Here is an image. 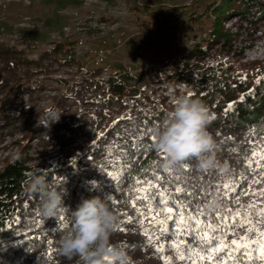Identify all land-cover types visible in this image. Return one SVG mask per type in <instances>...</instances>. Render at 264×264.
<instances>
[{
  "label": "rangeland",
  "instance_id": "rangeland-1",
  "mask_svg": "<svg viewBox=\"0 0 264 264\" xmlns=\"http://www.w3.org/2000/svg\"><path fill=\"white\" fill-rule=\"evenodd\" d=\"M219 2L0 0V47L20 52L12 74L5 71L4 58H0V168L16 158L24 159L28 166L47 170L53 177L65 174L66 178L59 184L51 178L48 181L60 188L66 185V192L75 191L74 201L79 202L84 195H100L101 186L104 192L113 193L117 182L107 174L116 175L121 170L119 166L127 162L129 167L124 169L119 181L123 186L131 175L137 153L145 149L148 153L156 152L148 128L165 118L177 96L191 93V98L200 100L205 93L202 87L200 94H196L195 84L187 72L191 65L206 57L189 58L193 46L208 49L209 56L201 63L232 65L237 71L254 72L264 78V15L255 6L243 15L242 5L236 1L233 13L220 19L221 35L211 46L208 44L214 20L211 11ZM122 72L132 76L136 94L143 95L152 106L118 102L106 105L103 87L97 90L93 85L90 88L83 85ZM154 103L161 107L158 116ZM47 108L62 113L50 128L37 123L38 114L42 115ZM213 124L211 120L207 130L215 141L216 165L201 172L194 161L189 168H193L195 179L213 186H223L226 181L238 185L237 192L223 198L232 215L237 212L244 215L243 206L264 207V195H253L264 192V175L260 174L264 173V167H255L264 155V132L256 129L226 132ZM126 129L133 130L131 136L126 134ZM133 143L142 147L137 151ZM157 159L149 169L150 174L144 171L135 176L134 184L127 188L130 197L110 210L116 217L121 215L122 223L134 234L131 235L135 238L133 247L143 248L132 252L138 255L135 264H165L166 260L171 264H188L177 259V252L170 246L166 245L162 252L156 251L158 244L168 237L157 240L153 236V242L149 243L148 236L142 233V229L151 232L149 225L162 219L163 214L157 216L153 211L141 225L131 207V194L138 179L153 171L166 177L164 159ZM218 160L221 165L217 164ZM249 164L254 167L250 169ZM63 168L70 170L61 171ZM174 169L179 171V166ZM209 171L216 174L209 175ZM243 178H247V183ZM164 186L162 179L154 190L161 191ZM117 195L115 191L116 200ZM72 199L63 201L68 209L74 202ZM104 201L107 204L105 198ZM40 204L39 194L28 195L18 204L17 213L12 216L15 224L11 235L4 239V245L0 244L1 249H5L2 246L15 248L32 237L45 238L51 244L61 222L59 216L55 219L41 216ZM136 204L137 208L147 211L145 202L136 201ZM209 210L220 211L219 203ZM232 215L228 216L229 223ZM128 216L133 217L132 222ZM250 223L264 232L261 217H253ZM121 228L125 230L120 226L119 231ZM246 235L259 239L256 232L248 233L247 226L231 230L223 239L230 243ZM48 247L41 251L44 264L52 263L49 255L52 250Z\"/></svg>",
  "mask_w": 264,
  "mask_h": 264
},
{
  "label": "trees",
  "instance_id": "trees-1",
  "mask_svg": "<svg viewBox=\"0 0 264 264\" xmlns=\"http://www.w3.org/2000/svg\"><path fill=\"white\" fill-rule=\"evenodd\" d=\"M236 1L242 5L241 14L244 15L250 7L255 6L259 7L260 14L264 15V0H220L218 5L212 6L211 15L214 20L210 27L208 44H213L218 37H220L219 21L224 16L233 13L234 3ZM56 49L55 47V50ZM192 49L189 58L209 56L206 47L195 45ZM14 52L15 55L13 54ZM19 55V51L5 50L3 47H0V58H4L2 59V63L5 64L4 68L6 72L12 74L16 71L15 61L19 58ZM204 58L200 59V63L191 65L189 67L190 69H187V72H190L189 77L195 84L194 90L197 95L200 94L199 90L205 87V93L200 97V100L211 107L209 110L214 113L216 117L215 120H212L214 123L213 125H218L219 130L226 132H238L240 130L249 129H256L258 132H264V78L257 77L254 72L237 71L232 65H223L221 63H213L212 61H209V63H201L204 61ZM131 81L132 76L122 72L104 79L103 81L93 79L88 86L85 85L86 82H84L83 85L86 86V88H90V86L93 85L92 88H96L97 90L103 87L104 102L106 105L118 102L123 105L127 103L128 105L141 104L152 106L143 95L139 93L136 94L137 86L132 85ZM241 97H244V99L242 100ZM230 103L233 105L232 109L225 112V109ZM153 109L156 110L155 113L158 116L161 112L160 105L154 103ZM66 126L67 125H64L65 128ZM158 157V153L154 151L150 153L147 151H139L137 157H135L133 161L131 175L128 176L124 182L125 184L123 186L115 185L113 187V193L111 190L107 189V192H104L105 189L101 186L98 188L100 192L98 196L103 200L105 198L107 204L111 207L110 209H114L113 207L115 206H121V204L130 197L129 195H123V193H128L127 188L134 184L137 178L135 176L144 171L150 174L149 169L156 164ZM193 162L194 160L188 162L189 167ZM217 164L221 165V160H218ZM69 170L70 168L61 169V171L68 172ZM190 170L193 172V168ZM34 174L45 175L47 180L51 178L52 181L55 180L58 184L66 178L65 174L61 176L60 178L62 179H60L59 177L48 175V171L41 167L28 166L25 164L24 159L14 158L13 160H8L0 168V244L4 245V239L11 235V228H13L15 224V220L12 216L17 213L18 204L23 203L27 198L28 194L25 191L26 181ZM192 175L194 178H197L194 173H192ZM57 187L60 188L59 185H57ZM115 191L118 192L117 196L119 201L114 197ZM74 194L75 191H73V193L70 191L67 192L64 201L69 197L72 199ZM108 195L113 197L114 202L110 203L106 199ZM90 197L91 196L84 195L82 198ZM72 200L74 201V198ZM79 202L74 201L72 206L69 207L68 213L63 214L66 218L64 226L59 224L57 227L58 231L52 236L50 245H48V241H46L45 238L37 239L36 237H32L22 241V243L15 248L12 246L6 249V246H2L5 249L0 248V264H44L41 251L48 250V246V248L52 250L49 254L52 260L51 264H77V258L68 260L59 253L58 249L60 238L71 231V211L75 209ZM114 212H116V210H114ZM116 218L114 230L111 235V242L113 244H121L134 261L138 258V255H132V252L140 251L143 248L137 245L135 248L133 247L135 238L131 235L134 234L130 232L128 225L122 223L121 215H117ZM120 226H124L125 230L123 232L119 231Z\"/></svg>",
  "mask_w": 264,
  "mask_h": 264
},
{
  "label": "snow or ice",
  "instance_id": "snow-or-ice-1",
  "mask_svg": "<svg viewBox=\"0 0 264 264\" xmlns=\"http://www.w3.org/2000/svg\"><path fill=\"white\" fill-rule=\"evenodd\" d=\"M241 99L243 100L244 97ZM232 107L230 103L225 112ZM215 119V115H212V120ZM151 129L149 127L148 131ZM125 132L131 136L133 130L126 129ZM151 141L154 143L155 138L151 137ZM132 147L138 151L142 145L133 143ZM158 156L165 159L163 153H159ZM248 166L250 169L254 167L252 164ZM119 167L121 170L116 175L112 172L107 174L117 182V186L129 163L126 162ZM255 167H264V155ZM165 173L166 177H162L156 171H153L151 175L145 174L136 181L137 186L131 194L133 197L131 207L139 217L141 225L144 218L150 216L153 211L157 216L163 214L162 219L149 225L151 232L148 229H142V233L148 236L149 243L153 242V236H156L157 240H160V237H168L166 241L158 244L157 252H162L166 245L170 246L177 252V259L187 261L188 264H264V232L259 231L258 225L250 223L256 216L264 219V207L243 206L244 215L239 212L232 215L231 209L223 203V198L238 191L239 186L234 182L226 181L223 186H213L210 182L202 183L193 177L188 163L179 166V171L166 168ZM214 174L216 171H209V175ZM260 174L264 175V173ZM162 179L165 182L163 190L155 191L154 189ZM194 179L195 182H193ZM243 180L247 183V178ZM196 188L201 191L199 193L193 191ZM123 195L129 194L123 193ZM253 195H264V192L253 193ZM106 199L110 203L114 202L111 195H108ZM136 201L145 202L148 205L147 211L137 208ZM217 203L220 205V211L215 213L210 211L209 209ZM229 215H232L230 223ZM58 219L61 226H64L65 216L62 214ZM128 221L132 222L133 217L128 216ZM245 226L248 233L256 232L259 239L251 235L242 236L238 240L233 239L230 243L223 239L231 230ZM120 231L124 229L121 228ZM165 264H171V262L166 260Z\"/></svg>",
  "mask_w": 264,
  "mask_h": 264
},
{
  "label": "clouds",
  "instance_id": "clouds-1",
  "mask_svg": "<svg viewBox=\"0 0 264 264\" xmlns=\"http://www.w3.org/2000/svg\"><path fill=\"white\" fill-rule=\"evenodd\" d=\"M172 103L165 118L149 133L155 138L154 150L165 156L162 166L175 168L194 160L201 172L215 167L216 145L207 130L212 120L208 107L191 95L177 96ZM61 115L58 110L47 108L42 115L38 114L37 123L50 128ZM25 191L28 195L39 194L40 215L47 219L69 211L63 203L66 189L53 186L45 175H32L26 181ZM71 219V231L59 240L62 256L68 260L77 258V264H135L122 245L111 242L117 218L100 196L82 198L71 211Z\"/></svg>",
  "mask_w": 264,
  "mask_h": 264
}]
</instances>
